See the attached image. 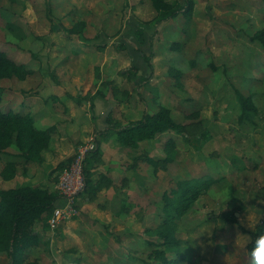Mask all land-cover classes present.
<instances>
[{"label": "rangeland", "instance_id": "rangeland-1", "mask_svg": "<svg viewBox=\"0 0 264 264\" xmlns=\"http://www.w3.org/2000/svg\"><path fill=\"white\" fill-rule=\"evenodd\" d=\"M192 1L189 17L158 24L152 0H0V51L27 64L21 76L0 77V106L50 129L30 159L11 143L0 190L45 184L55 191L81 150L97 187L81 195L90 203L59 226L61 234L37 221L42 241L30 260L157 264L149 254L161 246L150 242L161 241L165 195L180 180L207 178L211 186L175 218L170 256L180 264H254L248 231L264 225V48L253 37L264 29V0ZM145 26L144 44L138 29ZM141 52L152 55V72ZM240 94L256 107L249 119H241ZM162 107L185 125L181 132L136 148L114 131L104 139L108 126ZM115 147L116 183L104 162ZM61 158L72 159L61 167ZM9 261L0 253V264Z\"/></svg>", "mask_w": 264, "mask_h": 264}, {"label": "trees", "instance_id": "trees-1", "mask_svg": "<svg viewBox=\"0 0 264 264\" xmlns=\"http://www.w3.org/2000/svg\"><path fill=\"white\" fill-rule=\"evenodd\" d=\"M152 3L157 11L156 21L158 24L177 18L180 15L189 17L193 9L192 0H152ZM83 24L85 23L83 22ZM69 32L78 33V29L71 28ZM138 32L143 35L144 28L138 29ZM253 39H258L264 48V29L257 32ZM139 41L145 43V35L139 38ZM141 54L152 72V55H147L145 52H141ZM26 68L27 64L18 63L9 57L5 51H0V77L19 75ZM239 99L242 104L241 119H249L250 111H255L256 107L250 98H246L242 94H240ZM34 124V118L31 114L25 113V111H15L11 107L2 108L0 106V161L12 142H16L19 148L22 149L23 154L27 155L25 157L30 159L39 145H37V140H48L50 129L40 131L35 128ZM107 128L106 135H103L104 139H108L107 131H114L120 144L136 148L140 142L157 138L160 134L169 131L181 132L185 125L177 122L171 116L167 107H162L155 113L145 112L141 119L128 125L108 126ZM71 159L69 158L67 162L62 161L60 166L69 165ZM12 164L14 163L12 162ZM85 171L86 192H95L97 187L92 178L93 173L89 168ZM212 182L213 180L207 178L180 180L177 187L171 189V195L170 193L165 195L163 206L165 219L163 226L156 232L161 241L157 243L150 242L157 247L158 245L161 246L160 249L155 248L149 254L155 263L180 264L178 261H181V258L177 260L175 257L170 256L171 253L176 252L175 249H177L178 244L175 237V218L184 214L197 201L199 196L211 186ZM60 201L59 191H52L45 184L22 185L0 190V253L5 252L9 256V264H40L37 260L32 261L29 259L30 250L39 246L42 241L40 233L35 230V225L38 220L44 219L50 228L48 219ZM221 216L225 219L228 218L224 214ZM56 231L59 234L62 233L59 227ZM248 232L251 234V241L247 248L252 253V250L256 247V239L264 235V225Z\"/></svg>", "mask_w": 264, "mask_h": 264}, {"label": "built area", "instance_id": "built-area-1", "mask_svg": "<svg viewBox=\"0 0 264 264\" xmlns=\"http://www.w3.org/2000/svg\"><path fill=\"white\" fill-rule=\"evenodd\" d=\"M85 151L74 158L72 164L64 169L56 183V189L61 196L48 223L52 230H56L65 220L77 215V198L86 191V177L84 172Z\"/></svg>", "mask_w": 264, "mask_h": 264}, {"label": "crops", "instance_id": "crops-1", "mask_svg": "<svg viewBox=\"0 0 264 264\" xmlns=\"http://www.w3.org/2000/svg\"><path fill=\"white\" fill-rule=\"evenodd\" d=\"M157 12V11H156ZM181 16V15H180ZM180 16H178L177 18H179ZM175 19V18H174ZM170 20H173V19H169V20H167V21H164L163 23H166V22H168V21H170ZM145 29V31L147 30V28H146V26L144 27ZM80 44L82 43L81 41H78ZM146 43H147V41H146ZM145 44V43H144ZM132 48V51H133V53H136L137 52V50L140 48V46H136V44H133V46H131ZM137 49V50H136ZM134 57H135V59H136V56H135V54L133 55ZM138 57H143L142 56V54L140 53L139 54V56ZM12 108V107H11ZM12 109H14V108H12ZM23 109V108H22ZM15 110V109H14ZM16 111V110H15ZM155 139V138H154ZM153 140V139H152ZM102 145V151H103V154H107V146H108V143L107 142H104V143H102L101 144ZM117 150H119V148H116L115 147V150H114V154L112 153V161L110 160V161H104L106 164H105V166L107 167V165L109 166L108 168H107V170H108V175H109V177L114 181V183H116V175H115V172H120L121 171V169L120 168H118L117 169V167H115V165H116V163H114V162H116L117 161V156H118V153H117ZM103 157L105 158V157H107L106 155H103ZM63 160V158H61L58 162H60V161H62ZM50 160H48V162H49ZM97 165V169H99V167H98V164H96ZM50 188V187H49ZM55 188H56V183H55ZM51 189V188H50ZM82 198L83 197H81V195L77 198V208H79L80 209V206L82 205L83 206V208H87V206H88V204L90 203L89 201H88V199L85 201H83L82 200ZM61 202V201H60ZM81 206V207H82ZM73 218H75V217H72V218H70V219H67V220H65L62 224H65L67 221H70V220H72ZM157 237V239H158V236H156Z\"/></svg>", "mask_w": 264, "mask_h": 264}, {"label": "clouds", "instance_id": "clouds-1", "mask_svg": "<svg viewBox=\"0 0 264 264\" xmlns=\"http://www.w3.org/2000/svg\"><path fill=\"white\" fill-rule=\"evenodd\" d=\"M255 243L256 247L252 250V256L256 264H264V235L259 236Z\"/></svg>", "mask_w": 264, "mask_h": 264}]
</instances>
